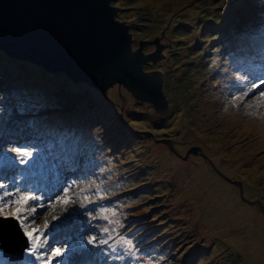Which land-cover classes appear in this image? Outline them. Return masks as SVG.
I'll list each match as a JSON object with an SVG mask.
<instances>
[{
    "label": "rangeland",
    "instance_id": "obj_1",
    "mask_svg": "<svg viewBox=\"0 0 264 264\" xmlns=\"http://www.w3.org/2000/svg\"><path fill=\"white\" fill-rule=\"evenodd\" d=\"M110 1L118 7L116 17L129 24L134 48L141 40L164 44L161 58L143 66L163 68L165 112L157 113L119 84L102 93L0 50V95L6 90L0 118L26 123L33 106V115L58 109L61 116L90 120L83 134L88 142L71 140L73 131L66 137L68 145L85 157L98 155L116 178L120 173L131 175L115 191L129 189L131 199L121 197L124 205L120 203L119 210L113 206L117 208L113 221L127 211L131 227L125 230H132L130 237H135L134 223L143 218L145 231L152 227L159 231L152 237L160 236L158 245L169 257L163 256L167 264H264V88L253 93L257 84L253 82L229 94L227 84L223 88L222 81L217 87L218 81L211 79L213 70H220L223 51L218 52V38L225 27L236 21L253 23L264 5L257 0ZM143 51H154L153 44H144ZM34 84L35 90L27 88L31 93L22 95ZM11 91L22 96L9 98ZM27 99L32 101L29 105ZM48 117L53 119L52 114ZM10 127L19 131L16 136L25 134L29 142L40 143L25 133L30 124ZM92 129L94 136L89 135ZM223 130L242 140L243 146L234 148L219 134ZM111 148L115 162L104 158ZM231 153L242 157L226 156ZM94 177L85 184L91 190L97 186Z\"/></svg>",
    "mask_w": 264,
    "mask_h": 264
},
{
    "label": "water",
    "instance_id": "obj_2",
    "mask_svg": "<svg viewBox=\"0 0 264 264\" xmlns=\"http://www.w3.org/2000/svg\"><path fill=\"white\" fill-rule=\"evenodd\" d=\"M116 6L110 0H0V50L102 93L119 84L164 113L168 99L163 68L143 66L161 58L164 44L141 40L134 48L130 27L116 17ZM146 43L154 51L144 52Z\"/></svg>",
    "mask_w": 264,
    "mask_h": 264
},
{
    "label": "trees",
    "instance_id": "obj_3",
    "mask_svg": "<svg viewBox=\"0 0 264 264\" xmlns=\"http://www.w3.org/2000/svg\"><path fill=\"white\" fill-rule=\"evenodd\" d=\"M257 1H258V5H260V6L264 5V0H257ZM260 2H262V3H260ZM111 5L116 6L113 3H111ZM246 11H248V9ZM249 11L250 12H254L252 10H249ZM262 13H264V12L258 11L256 13V15L253 17L254 18V22L253 23L246 24V22H242V23L240 22L237 25V21H236L234 24H230L229 26L225 27L226 30H225L224 34L222 35V37H219V36H217L218 34H216V37H219L218 40H219V43H220V45L218 46V49L219 50L220 49L223 50L221 48V46L223 48H228V46H226V45L227 44H232L235 41H239L240 44H242L243 40L246 41V42H248V41H258L260 39L259 35H261V33L264 32V14H262ZM130 32L132 33V30H130ZM251 44H254V43H251ZM218 49L216 47L215 50L217 51ZM200 69H203V68H200ZM62 74H64V73H62ZM34 86H35V84L32 85V86L29 85L28 87H25L26 89L23 92L24 93H28V92L31 93V91L26 92L27 88L33 87V89L35 90ZM36 90H38V89H36ZM31 98H33V97L31 96ZM71 119L74 120L75 122H80L81 124H83V123L87 124V122L88 123L90 122V120H88L86 118L79 121V119H76L73 116H71ZM64 120H66V119H64Z\"/></svg>",
    "mask_w": 264,
    "mask_h": 264
},
{
    "label": "snow or ice",
    "instance_id": "obj_4",
    "mask_svg": "<svg viewBox=\"0 0 264 264\" xmlns=\"http://www.w3.org/2000/svg\"><path fill=\"white\" fill-rule=\"evenodd\" d=\"M261 83H264V81H261ZM17 153H18V157L22 158L20 159V163H28L29 162V158L33 157V152L29 151V150H21V149H17ZM5 195H9L10 194H5ZM30 199H36L35 196H20L18 199L11 201V202H4L3 207H0V215H3L5 210L9 207L15 206L16 207V211L9 213V215L15 217L18 221H20L21 223H23V221L26 219L25 216L22 215L23 209H21L19 207V205L27 202ZM0 200H3V197H0ZM63 202H67L66 200ZM34 210V209H33ZM45 226H47L45 224ZM25 232L28 235V237L32 240V245L31 247L28 249V251L35 253L36 249H37V243L36 241L39 239L38 236H35L34 233L38 232L39 229L33 228L32 230H29L27 225H25ZM89 243H91V241H89ZM102 243H106V241H103ZM53 256H61L62 252L60 248H56L53 253ZM45 264H47V262H45Z\"/></svg>",
    "mask_w": 264,
    "mask_h": 264
},
{
    "label": "bare ground",
    "instance_id": "obj_5",
    "mask_svg": "<svg viewBox=\"0 0 264 264\" xmlns=\"http://www.w3.org/2000/svg\"><path fill=\"white\" fill-rule=\"evenodd\" d=\"M261 126V125H260ZM95 130V129H94ZM2 134L3 133H5V130L4 131H2L1 132ZM228 143H230L231 145H235L234 146V148H236V149H238V148H241L243 145H241V141L242 140H238L237 138H232L231 137V135H230V131H222V132H220L219 133ZM250 135H252L253 136V134H250ZM226 156H230V157H233V158H236V157H238V156H240V155H235V154H233V153H231V154H226ZM242 156H240V158H241ZM241 165H243V163L242 164H240V166ZM254 174H256V171H254ZM85 223H87V220L86 221H84ZM46 228V227H45Z\"/></svg>",
    "mask_w": 264,
    "mask_h": 264
}]
</instances>
